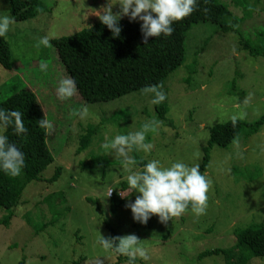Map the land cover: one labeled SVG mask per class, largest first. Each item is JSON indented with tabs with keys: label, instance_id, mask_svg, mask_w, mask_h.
<instances>
[{
	"label": "rangeland",
	"instance_id": "374dc122",
	"mask_svg": "<svg viewBox=\"0 0 264 264\" xmlns=\"http://www.w3.org/2000/svg\"><path fill=\"white\" fill-rule=\"evenodd\" d=\"M219 1L242 18L239 0ZM255 1L249 0L247 15L235 32L224 34L210 23L194 25L188 32L185 63L163 87H156L165 95L159 103L167 105L166 118L173 127L158 121L150 91L88 105L77 95L75 99L57 95L59 81L70 77L51 41L100 22L98 12L109 3L117 14L118 0H41L48 10L45 15L10 26L7 34L15 68L7 71L0 66V99L25 87L33 89L46 120L52 123L47 144L54 163L44 176L51 177L56 166L62 168V174L51 185L32 183L21 206L13 210L9 225L0 224V264H76L82 260L81 264H115L121 256L98 243L109 235L108 222L121 237L135 234L141 240L149 259L137 257L135 264H223L222 256L200 255L235 246V227L264 223V125L252 136L247 129L242 130L226 148L209 149V165L201 171L211 181L203 214L196 215L189 205L184 214L166 223L152 215L148 227H136L126 206L111 212L109 190L118 194L117 184L142 170L137 164L125 168L121 159L101 147L115 135L156 121L154 130L146 134L145 142L153 145L151 151L145 154L133 147L129 155L146 162L158 159L164 167L173 162L200 167L213 126L232 119L246 123L261 119L264 56L251 57L239 44L243 38L264 49V10L260 17L253 16L264 8V0L257 9ZM6 4V0H0V10L9 15ZM41 37H47L49 43L37 48ZM71 105L73 108H69ZM90 126H97L96 134L90 145L78 152L81 136ZM130 192L119 193L124 197ZM51 194H56L52 202H44ZM138 195L129 197L126 204ZM28 212H33L29 218L32 225L22 221ZM8 214L0 207V222ZM122 256L121 264H127V257ZM249 264H264V258H255Z\"/></svg>",
	"mask_w": 264,
	"mask_h": 264
},
{
	"label": "trees",
	"instance_id": "16d2710c",
	"mask_svg": "<svg viewBox=\"0 0 264 264\" xmlns=\"http://www.w3.org/2000/svg\"><path fill=\"white\" fill-rule=\"evenodd\" d=\"M6 1L9 15L16 22L32 21L48 12L41 0ZM260 2V0L255 1L256 9L260 6ZM250 4L249 0H239L238 7L243 9V13L239 12L242 16L239 19L227 5L219 0H197L190 15L173 22V32L170 36L149 37L146 42L142 39L140 22H130L128 17H125L118 21L121 28L118 37H113L111 31L100 21L71 36L55 38L51 43L56 48L58 58L67 75L75 83L76 92L73 95H77L84 105L111 102L146 90L148 86L163 87L167 78L185 63L187 34L194 25L210 23L217 26L224 34L235 32L240 21L245 19L247 15L245 12L249 10ZM263 10L264 8L260 11L256 10L257 13L253 16L260 17ZM251 13L248 16H251ZM239 44L240 49L247 51L251 57L264 56L263 48H258L251 42L246 43L243 38L240 39ZM0 66L7 71H13L15 68L11 58L8 34L0 37ZM168 89L171 90V87ZM73 98L75 99L74 96ZM0 107L20 111L24 127L27 129L26 133L17 136L13 128L9 126L3 133L8 136L9 142L14 143L25 155V166L21 175L12 177L0 172V207L10 212L0 224L6 226L15 214L13 210L21 206L23 195L28 187L34 182H47L49 185L57 182L62 174V168L56 166L52 170L51 177L44 176L46 170L54 163V155L47 144L48 131L37 124L38 120L46 119V116L33 89L25 87L7 99H0ZM155 110L159 117L158 121L173 127L172 122L166 118L168 107L165 103H156ZM263 125L264 116L253 123L232 119L213 126L209 130L210 138L200 171L206 170L209 165L211 147L226 148L238 138L242 130L247 129L248 135L252 136ZM90 127L91 129L86 130L81 136L78 152L85 150L96 134L94 130H97V126ZM135 161L141 170L147 163L138 157ZM117 185L120 193H126L129 190L131 192L123 197L119 192L114 194L111 191L108 197L111 201L112 213H117L126 205L129 197L132 198L137 193L128 186L126 181ZM55 195L47 196L44 202L51 203ZM32 213L25 214L22 221L32 225L29 222ZM105 225L109 232L105 239L121 237L109 222ZM140 225L142 224L139 222L135 224L136 227ZM143 226L148 227L149 222ZM234 235L235 246L226 250L216 249L204 252L200 258L222 256L223 264H249L255 258H264V223L243 229L235 227ZM166 237L168 236L164 239ZM117 255L121 257L115 264H121L124 258L120 254ZM82 262L83 260L76 264Z\"/></svg>",
	"mask_w": 264,
	"mask_h": 264
},
{
	"label": "clouds",
	"instance_id": "9594fccd",
	"mask_svg": "<svg viewBox=\"0 0 264 264\" xmlns=\"http://www.w3.org/2000/svg\"><path fill=\"white\" fill-rule=\"evenodd\" d=\"M117 3V14H113L110 3L98 12L101 23L111 31L113 37H118L121 31L118 21L121 16H127L130 22L139 21L142 39L146 42L149 37L170 36L173 22L190 15L197 0H118ZM14 23L10 15L0 10V37L5 36ZM48 43L47 37H41L35 46L46 47ZM75 90L74 81L68 78L59 81L56 92L59 98L65 99L71 97ZM146 91L154 94L153 103L165 99L164 93L155 86H148ZM156 123L158 122L150 121L142 124L138 130L115 135L101 147L109 150L115 158L121 159L125 168L134 166L136 161L129 153L133 147L145 154L151 151L153 145L145 142L146 134L154 130L153 125ZM37 124L45 131L52 129V123L46 119L38 120ZM9 126L17 136L27 132L20 111L0 107V172L17 177L25 166V155L3 134ZM127 184L139 195L125 206L130 209L134 221L145 224L152 215L158 216L161 223H166L172 217H180L189 205L196 215L203 214L211 181L201 173L198 164L189 166L183 162H173L164 167L160 160L152 159L143 165L142 171L129 174ZM111 191L112 189L108 195ZM140 241L135 234H128L108 239L101 237L98 243L104 249L126 256L127 264H135L137 257L144 261L149 259Z\"/></svg>",
	"mask_w": 264,
	"mask_h": 264
},
{
	"label": "crops",
	"instance_id": "0c3cea01",
	"mask_svg": "<svg viewBox=\"0 0 264 264\" xmlns=\"http://www.w3.org/2000/svg\"><path fill=\"white\" fill-rule=\"evenodd\" d=\"M45 15V14H44ZM43 16V15H42ZM41 17V16H40ZM39 18V17H38ZM38 18H36V19H38ZM12 26H13V24H12ZM13 82V81H12ZM11 82V83H12ZM7 83L10 85V79H7ZM75 92H76V90H75ZM74 95H72L70 98H72ZM67 103L69 104V101H67ZM69 108H73V105H71V106H69Z\"/></svg>",
	"mask_w": 264,
	"mask_h": 264
}]
</instances>
